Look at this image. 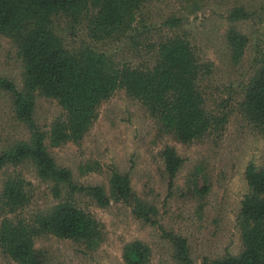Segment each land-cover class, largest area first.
<instances>
[{
	"label": "rangeland",
	"instance_id": "1",
	"mask_svg": "<svg viewBox=\"0 0 264 264\" xmlns=\"http://www.w3.org/2000/svg\"><path fill=\"white\" fill-rule=\"evenodd\" d=\"M85 22V17L75 25L60 15L52 18L66 48L88 44L119 66L151 65L160 40L184 34L201 61L210 65L211 71L199 84L204 108L217 118L226 116V122L221 129L182 142L162 115L149 112L140 99L118 87L98 104L81 139L59 145H51L48 137L45 140L49 154L71 172L75 184L103 187L109 201L103 207L89 192L69 194L65 184L39 178L29 162L0 168V189L8 176L20 175L27 182L28 202L16 213L25 223L31 225L37 215L70 197L98 224L99 234L91 242L36 232L32 248L37 264H129L125 256L134 241L149 250L141 264H186L176 257L166 233L185 238L192 264L238 254L242 242L237 214L247 192L245 167L250 161L264 165V131L239 107L243 86L258 66L256 55L264 43V0H144L122 36L98 42L87 38ZM236 31L248 39L237 60L228 40ZM22 73L16 46L0 33V80L21 89ZM63 112L58 99L35 93L32 114L40 130L50 131ZM30 132L15 117L11 92L0 86V152L28 140ZM166 146L182 159L172 178L162 156ZM113 169L128 173L129 196L113 194ZM138 212L149 220L138 217ZM13 215L0 207V222ZM0 264H17L1 245Z\"/></svg>",
	"mask_w": 264,
	"mask_h": 264
},
{
	"label": "trees",
	"instance_id": "2",
	"mask_svg": "<svg viewBox=\"0 0 264 264\" xmlns=\"http://www.w3.org/2000/svg\"><path fill=\"white\" fill-rule=\"evenodd\" d=\"M143 1L0 0V33L11 39L23 64L21 89L6 79L0 80V86L11 92L15 117L31 131L28 140L14 142L0 152V168L29 162L39 178L65 184L69 194L89 192L98 206L108 205L102 186L84 187L73 182L71 172L59 167L49 154L45 140L48 137L51 145H59L81 139L95 117L98 104L118 87L140 99L149 112L162 115L182 142L197 139L213 128H222L226 116L217 118L208 113L200 91V79L211 71L210 65L201 61L184 34L160 40L154 46L155 60L151 65L119 66L88 44L79 49L66 48L62 35L52 26L56 15L72 25L85 17L88 39L98 42L118 38L130 28L134 13ZM89 9L91 15L87 18ZM228 40L232 57L239 59L248 44L247 37L236 31L230 33ZM256 58L258 66L243 86L239 107L254 126L264 131V43ZM36 92L58 99L64 109L48 132L40 130L34 122ZM162 156L172 178L182 159L169 146L163 149ZM244 177L247 192L237 214L242 249L236 255L226 253L212 259L209 264H264V165L250 161ZM110 184L116 197L129 196L128 173L113 169ZM26 185L23 177L14 175L5 178L0 189V207L5 214H14L0 222V245L17 264H37L32 248L36 232L76 242H91L99 234L95 219L70 197L37 215L31 225L25 223L16 213L28 202ZM137 216L149 220L143 212ZM165 235L174 245L176 257L192 264L185 238L172 233ZM127 251L125 258L129 264H141L149 250L134 241Z\"/></svg>",
	"mask_w": 264,
	"mask_h": 264
}]
</instances>
